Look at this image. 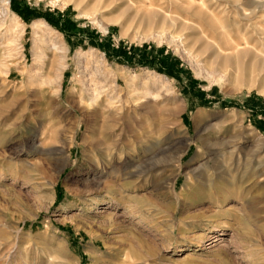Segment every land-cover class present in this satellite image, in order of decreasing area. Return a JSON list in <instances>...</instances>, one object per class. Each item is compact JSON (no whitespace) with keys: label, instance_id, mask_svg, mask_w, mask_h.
I'll return each instance as SVG.
<instances>
[{"label":"rangeland","instance_id":"obj_1","mask_svg":"<svg viewBox=\"0 0 264 264\" xmlns=\"http://www.w3.org/2000/svg\"><path fill=\"white\" fill-rule=\"evenodd\" d=\"M4 1L0 264H264V0ZM142 132L182 150L178 199L111 172ZM225 161L217 218L188 190Z\"/></svg>","mask_w":264,"mask_h":264},{"label":"bare ground","instance_id":"obj_2","mask_svg":"<svg viewBox=\"0 0 264 264\" xmlns=\"http://www.w3.org/2000/svg\"><path fill=\"white\" fill-rule=\"evenodd\" d=\"M4 3H5V1H4ZM4 18H6V17H4ZM14 29H17V28H14ZM20 29L23 30V28H20ZM15 31H17V30H15ZM182 133H184V132H182ZM180 135H182L181 132H180ZM185 135H184V137H185ZM185 139L186 138H184V140H182V141H178V143L179 142H182V143L186 142ZM136 141H138V140H136ZM175 143L177 144L176 140L175 141L173 140L172 133L163 134L162 132H157V133H153V135L147 134L142 138V140H139L137 143H135L136 145L132 146V148L130 149V151L132 152L130 159L127 158L128 160L125 162V164L122 163L121 165H117V164L113 163L111 166L112 167L111 172L114 171V172L118 173L120 171H123V173L122 172L120 173L121 176L128 175V177L133 178L132 180H137V182H138L137 184H145V183H147V181L150 182L149 180L154 179L155 181L153 182V185L158 189L160 194L164 192L163 194H164V198H167L166 200L172 199L173 197L177 198L178 196L175 192L176 191V188H175L176 183H175V181H171V180L173 178H175V175H176L175 171L177 169L176 164H177L178 158H180L182 155V153H181L182 150L180 148H178V146L176 149L175 148L176 146L174 145ZM178 145L180 146V143ZM54 150L55 149H53V151ZM58 152L60 153L61 151L58 149ZM52 153L54 154V152H52ZM208 153H210V152H208ZM129 154H130V152H129ZM218 154H219V152H218ZM109 156H111V155L108 154L107 157L109 158ZM218 158H219V156H218ZM139 159L140 160L144 159V160H142L143 163L136 165L138 163ZM192 159H191V161H192ZM216 161H218V160H216ZM205 163H201L198 165V167L200 168L201 171H204L205 168L207 167V165H206L207 163L206 164ZM228 164H229V162L227 163L226 166H223V165H217L215 163L214 166H212L213 167L212 171L209 172L208 174H201L200 173L197 177L195 176L196 179H194V183L192 182V185H191V187H189V190H188V192H189L188 194H190L191 199H194V200H197L199 198L212 199V204L217 206V210L215 211L213 216H217V218H222L224 215H226L228 213L227 212L228 210H227V207H225V204H226L229 196L235 195L236 197L240 198V200L243 197L242 194L244 192L243 187H244L245 180H242V176H238L236 174H231ZM131 165L137 166L135 173L124 174L125 173L124 172L125 167L127 168L128 166H131ZM132 168H134V167H132ZM114 175L116 176L117 174H114ZM252 175H251V179H252ZM100 176H101L100 174H97V176H94L93 177L94 181H98ZM96 183H98V182H96ZM160 189L161 190L165 189V191L162 192V191H160ZM185 193H186V191H185ZM263 198H259L258 202L264 201ZM185 202H186V200H185ZM187 203H190V202H187ZM132 204H133V202H132ZM155 204H154V201H153V203H152V201H148L146 203L147 211H144V212L146 213V215L147 214L150 215L151 213H153L156 216V219H159V221H163V220L165 221L166 220L165 216L161 215V213H160L161 210L159 208L155 207ZM162 205L163 204H161L160 207H162ZM137 207H135V208L133 207L134 209H132L131 207L130 208L132 209V212H135V209L137 210L138 213L137 212L136 213L138 214L140 219L144 218L142 211L138 210L139 208L137 209ZM157 210H160V211L156 212ZM257 212H261V210L257 209ZM171 213H172V215H174L176 213V206H174L172 208ZM134 215H136V214H134ZM235 215H237V214H235ZM238 219L241 220L243 224H246V221L242 217H239ZM170 220H171V218H170ZM171 222H172V220H171ZM207 223L210 224V228H211L208 231L210 232V234H212V235H210V237L213 239L209 243L210 245H212L213 241L219 240L218 238H216L217 237V233H216L217 230L215 228V224H214L213 220H208ZM206 228H208V227H206Z\"/></svg>","mask_w":264,"mask_h":264}]
</instances>
